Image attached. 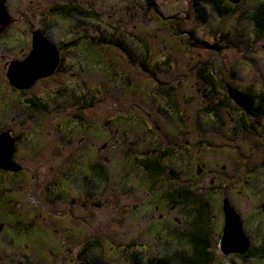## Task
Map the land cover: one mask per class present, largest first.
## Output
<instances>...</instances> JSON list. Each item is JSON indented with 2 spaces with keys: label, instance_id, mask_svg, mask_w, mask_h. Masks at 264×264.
Masks as SVG:
<instances>
[{
  "label": "rangeland",
  "instance_id": "obj_1",
  "mask_svg": "<svg viewBox=\"0 0 264 264\" xmlns=\"http://www.w3.org/2000/svg\"><path fill=\"white\" fill-rule=\"evenodd\" d=\"M32 1L27 12L25 1L11 10L16 20L0 42V130L18 136L15 159L25 168L10 186L42 189L66 177L67 190L78 185L77 203L70 202L78 213V245L93 237L108 248L114 237L142 232L147 244L136 251L143 248L151 258L183 251L172 229L187 231L195 222L188 210L199 206L179 208L165 194L189 182L209 204V264H264V258L243 261L219 248L224 197L251 245L264 244V118L253 134L241 127L237 100L230 98L236 110L219 106L231 89L264 93V31L251 20L264 0H226L233 10L222 17L195 0H78L91 17L59 16L49 10L55 0ZM16 2L10 0L12 8ZM34 30L58 46L60 68L30 88L13 89L9 61L27 57ZM30 97L49 112L38 113ZM213 107L222 120L206 112ZM155 155L165 167L156 177L136 162ZM62 198L57 210L68 208Z\"/></svg>",
  "mask_w": 264,
  "mask_h": 264
},
{
  "label": "flooded vegetation",
  "instance_id": "obj_2",
  "mask_svg": "<svg viewBox=\"0 0 264 264\" xmlns=\"http://www.w3.org/2000/svg\"><path fill=\"white\" fill-rule=\"evenodd\" d=\"M23 1L26 2V6L23 7L26 8L25 12H27L29 10L28 5L30 2H33L32 0H17L16 3H13V8L10 0H0L9 19L6 25L2 24L4 20H0V42L2 40L6 41L3 38L7 35L10 28L14 25L13 22L16 20L12 16L11 10H14ZM48 1L51 2L53 0ZM78 6V0H55L49 6V10L59 16L77 17ZM85 10L92 12L88 9ZM36 31L41 32L53 44L51 37L45 31L34 30L31 34V47L32 37ZM12 42L16 41L13 40ZM20 42V44H24L22 43L24 42L23 40H20ZM53 46L56 49L58 47L55 44ZM25 58L9 62H20ZM9 62H5L6 68ZM61 62L62 57L60 56V63L56 71L59 70ZM13 89L17 88L13 87ZM27 101L38 113L49 112L47 104L40 101L39 98L30 97ZM8 107L9 105L6 103L3 110H8ZM1 134H8V137L12 139L13 152L11 161L16 165H20L15 159V156H17L18 136L8 128L1 129ZM161 152H165L167 155L170 154L169 151L165 150ZM152 154L155 153L153 152ZM156 156L153 159L160 161V158H155ZM163 157L166 158V156ZM203 168L204 165L199 167L197 171L199 173L198 176L204 174V172H201ZM24 171L25 168L23 166L17 172L0 169V264H163L162 260L165 262L164 264H176L178 259L175 256L177 255L181 256L182 264H187L185 259L189 260L194 253L193 246L189 242L190 230L192 229L190 223L185 232L179 231L177 227H173L172 233L175 232L182 235L181 240L184 243V249L182 252H173L172 254H155L151 258H148L146 257V250H143V248L137 253L136 247H141V244H144V246L147 244L145 233L142 232L133 234L124 233V237L121 238L114 237L110 240L108 248L104 246L105 241L102 238H99L100 241H98V239L93 237L84 239L78 245V220L76 219L78 213L72 208L77 203L78 185H72L69 187L71 189L67 190V186L63 184L66 177H60L59 179H54L52 182L49 180L42 189L39 186L36 189L25 188L21 184L14 187H12L13 185L10 186L9 179L11 177L18 178ZM176 175H178L177 172L175 173V178H177ZM3 181L5 183H2ZM186 184L181 185V187L193 190L188 186L189 182ZM37 191L42 192L40 196L43 195V199L38 196ZM151 194L156 196L155 190ZM63 195L64 197L66 196V201L69 204L68 208L62 206V210H57L55 206L57 203L62 202ZM73 201L74 204H71L70 202ZM177 207L180 208L182 206L177 205ZM163 218V215H159L160 220ZM164 222H167V220H164ZM176 222L179 226L180 220H176ZM141 225L144 228L146 226L145 223H141ZM126 237L127 241H125ZM189 251L192 254L189 257H185L184 253H188ZM208 251L210 252V248H208ZM168 258H171L170 263L166 261ZM181 263L179 261L178 264Z\"/></svg>",
  "mask_w": 264,
  "mask_h": 264
},
{
  "label": "trees",
  "instance_id": "obj_3",
  "mask_svg": "<svg viewBox=\"0 0 264 264\" xmlns=\"http://www.w3.org/2000/svg\"><path fill=\"white\" fill-rule=\"evenodd\" d=\"M195 1L199 4L211 5L215 9L219 17L225 16L233 10V8L227 4L226 0ZM78 15L83 17H91L93 13L88 12L82 7L78 6ZM251 20L255 23V27L258 31H264V2H262L259 8L251 14ZM208 76L212 84L215 85L216 80L213 73L209 71ZM228 96L220 101L219 106L227 107L230 110H236V107L230 105V98L237 100L243 109V117L242 120H240L241 127L250 133H257V127L259 125L261 126L262 119L264 118V93H255L253 87H248L242 91L238 89H231ZM206 112H209L215 118L222 120L219 112L215 107L209 109ZM249 116L254 118V123L249 121ZM136 162L138 166L146 170L150 176L156 177L165 173V167L159 160H154L152 158H141L136 160ZM93 170H96L94 173H98L97 175H99V178H102L103 171L101 170L100 166L94 167ZM165 198L167 199V201L179 206L181 205L183 208H186L189 205L199 206L198 209H195L193 211L188 210L189 213L192 212L191 218H195V222H191L189 220L190 225H192V229L190 230L191 234L189 237V242L193 246L194 253L189 258V260L185 259V261L187 264H209L210 262H212L213 253L211 251H208V248L211 247L212 243L211 229L209 227L211 217L209 204L206 202V200H203V197L199 196L193 190L180 186H176V188L168 191L165 194ZM174 236L178 237L179 239L182 238V235L175 232ZM239 257L243 261L251 258H264V244L257 246L251 245L249 251L245 255ZM166 261L170 263L171 258H168V260ZM162 262L163 264L165 263L163 260Z\"/></svg>",
  "mask_w": 264,
  "mask_h": 264
},
{
  "label": "water",
  "instance_id": "obj_4",
  "mask_svg": "<svg viewBox=\"0 0 264 264\" xmlns=\"http://www.w3.org/2000/svg\"><path fill=\"white\" fill-rule=\"evenodd\" d=\"M237 4L241 0H227ZM0 20L9 22L4 6L0 3ZM264 49V45H263ZM60 63V52L41 32L36 31L32 37V47L27 57L20 62H11L7 71L10 84L18 89L30 88L36 81L54 74ZM7 135V136H6ZM13 141L8 134L0 135V169L18 171L20 167L11 161ZM223 227L219 248L223 255H245L251 243L243 230L240 215L227 197L222 201Z\"/></svg>",
  "mask_w": 264,
  "mask_h": 264
}]
</instances>
